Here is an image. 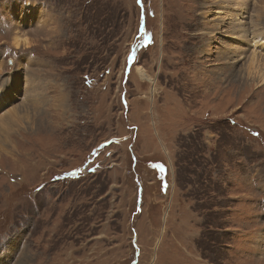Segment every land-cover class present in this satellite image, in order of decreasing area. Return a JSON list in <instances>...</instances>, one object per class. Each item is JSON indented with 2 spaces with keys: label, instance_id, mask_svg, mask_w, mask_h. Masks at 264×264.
I'll use <instances>...</instances> for the list:
<instances>
[{
  "label": "rangeland",
  "instance_id": "obj_1",
  "mask_svg": "<svg viewBox=\"0 0 264 264\" xmlns=\"http://www.w3.org/2000/svg\"><path fill=\"white\" fill-rule=\"evenodd\" d=\"M259 40L264 0H0V264H264Z\"/></svg>",
  "mask_w": 264,
  "mask_h": 264
},
{
  "label": "bare ground",
  "instance_id": "obj_2",
  "mask_svg": "<svg viewBox=\"0 0 264 264\" xmlns=\"http://www.w3.org/2000/svg\"><path fill=\"white\" fill-rule=\"evenodd\" d=\"M259 42L261 43V45H263L264 43L259 40ZM14 45L16 48L20 47V46H23V47H26L28 46V40L26 38H20V37H16L15 41H14ZM256 53V52H255ZM255 53L252 54V57L250 59V65H257V64H260L261 61L263 62L264 58L260 55H256ZM253 68V66H252ZM258 76H259V81L260 83L264 84V74H260L258 72ZM28 85V84H27ZM5 95V94H4ZM1 101V100H0Z\"/></svg>",
  "mask_w": 264,
  "mask_h": 264
},
{
  "label": "snow or ice",
  "instance_id": "obj_3",
  "mask_svg": "<svg viewBox=\"0 0 264 264\" xmlns=\"http://www.w3.org/2000/svg\"><path fill=\"white\" fill-rule=\"evenodd\" d=\"M132 59H133V57L130 56V57H129V60L131 61Z\"/></svg>",
  "mask_w": 264,
  "mask_h": 264
}]
</instances>
